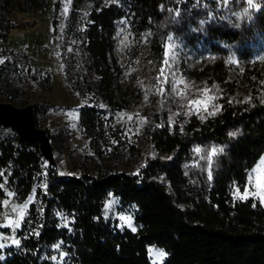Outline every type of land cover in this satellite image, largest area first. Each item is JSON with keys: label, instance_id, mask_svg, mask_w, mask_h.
I'll list each match as a JSON object with an SVG mask.
<instances>
[{"label": "trees", "instance_id": "trees-1", "mask_svg": "<svg viewBox=\"0 0 264 264\" xmlns=\"http://www.w3.org/2000/svg\"><path fill=\"white\" fill-rule=\"evenodd\" d=\"M48 1L28 0L30 9L22 12L44 9ZM87 1L96 3L84 44L94 97L113 110L143 99L135 78L125 89L120 85L114 37L125 20L138 44L148 33L153 84L161 79L170 36L184 40L193 53L210 51L200 67L182 62L180 69L209 87L217 105L211 109L218 113L200 118L174 106L155 113L145 131L147 145L126 146L120 156L108 148L100 111L83 108L80 123L97 164L80 176L42 169L37 143L0 137V172L12 167L8 185L21 201L42 175L47 178L43 205L30 206L18 232L21 245L0 251V264H51L50 249L59 243L66 264H151L150 247L165 252L163 264H264V206L234 198L264 155V60L253 59L264 35V0L259 9L245 0H118L108 6ZM213 148L223 152L212 155L209 169ZM122 157L130 168L118 166ZM110 196L136 206L138 231L104 218Z\"/></svg>", "mask_w": 264, "mask_h": 264}, {"label": "rangeland", "instance_id": "rangeland-1", "mask_svg": "<svg viewBox=\"0 0 264 264\" xmlns=\"http://www.w3.org/2000/svg\"><path fill=\"white\" fill-rule=\"evenodd\" d=\"M245 1L249 5L248 0ZM259 1L252 0L249 6L259 9ZM117 2L118 0H101L100 6ZM95 6V2L87 0L82 3L78 0H49L44 9L27 13L22 10L30 9L28 0H0V101L11 102L17 107L35 106L37 126L47 131L56 167L64 175L80 176L86 168L93 170L97 164L92 155L90 140L80 123L83 108L93 106L100 111L108 148L117 149L120 156L126 154V146L147 145L145 131L151 125V118L155 113L168 110L171 106L182 109L183 114L200 118L218 113L211 109L217 105L209 87L202 82L187 79L180 69L182 62H191V67H200L211 58L210 51L194 49L193 53V49H189L184 40H175L170 36L172 39H167L165 46L161 79L153 84L146 57L149 49L148 33L142 35L138 44L125 20L117 23L114 37V54L123 69L120 85L125 89L131 79L135 78L141 86L143 99L129 109L113 110L94 97L88 91L94 74L89 70L90 63L84 44L89 16ZM253 54L254 60H264V35L260 37ZM173 87L175 91L172 90ZM209 97L213 99L209 100ZM194 99L201 100V105L190 106L189 102ZM205 106L207 111L204 110ZM129 116L132 117L131 120L128 119ZM73 124L76 125L75 128L72 127ZM13 136L17 135L10 129L0 130L1 139ZM43 161L41 168L45 169L49 165L44 159ZM127 162L128 158L122 157L118 166L130 168L131 164ZM0 173V237L7 238L0 240L6 244L5 248L0 249L3 252L21 245L18 232L30 206L35 203L38 207L43 205L42 194L46 191L44 186L47 178L42 175L38 180L34 186V197L32 193L27 200L21 201L8 185L12 167ZM245 186L249 192L248 197L238 199L234 195V198H252L264 206V165L257 170L252 183L247 181ZM245 186L239 188L241 194L244 193ZM253 192L256 194L252 195ZM25 203H29V207L24 220L13 232V226L8 222L17 220L18 216L10 210L13 206ZM110 203L112 207L108 208ZM137 211L135 205H124L118 198L110 196L104 204L103 216L118 228H135L132 231L136 232ZM120 216L130 217L132 227H128L127 221L120 220ZM63 221L65 225L69 222L67 218L61 220ZM13 238L20 240L18 247L11 244ZM148 250L151 264L164 263L166 254L163 257L154 254V250L165 253L162 249L150 247ZM50 252L51 264H56L53 256L59 260L60 254L65 253L62 245L59 249L54 245ZM66 259L67 255L64 264Z\"/></svg>", "mask_w": 264, "mask_h": 264}, {"label": "water", "instance_id": "water-1", "mask_svg": "<svg viewBox=\"0 0 264 264\" xmlns=\"http://www.w3.org/2000/svg\"><path fill=\"white\" fill-rule=\"evenodd\" d=\"M0 125L16 133L21 141L37 143L43 159L50 167H56L50 137L37 126L34 105L17 107L0 101Z\"/></svg>", "mask_w": 264, "mask_h": 264}, {"label": "snow or ice", "instance_id": "snow-or-ice-1", "mask_svg": "<svg viewBox=\"0 0 264 264\" xmlns=\"http://www.w3.org/2000/svg\"><path fill=\"white\" fill-rule=\"evenodd\" d=\"M248 3H249V5H251V4H252V0H248ZM200 23L203 24L204 21L202 20V21H200ZM168 39H172V38L169 37ZM172 90L175 91V88L173 87ZM211 99H213V98H212V97H209V100H211ZM201 103H202L201 100L194 99V100H191V101L189 102V105H190V106H199V105H201ZM204 110L207 111V107H206V106H205V109H204ZM217 110H218V109H217ZM212 114H215V113H212ZM201 118H203V117H201ZM128 119L131 120L132 117L129 116ZM72 127L75 128L76 125L73 124ZM229 135H230V136H235V135H237V133L233 132V133H229ZM196 151L199 152L200 149H196ZM218 152H223V149H222V148H221V149L213 148V149L211 150V155L207 158L208 161H209V169H211V166H212V155H215V154H217ZM262 165H264V157H261V159H260V161L257 163V165L254 166V167L252 168V170L248 172L247 181H248L249 184L252 183V180H253L254 175L256 174L257 170H258ZM0 175H2V173H0ZM208 178H209V179L212 178V177H211V171H209V176H208ZM0 187H2V185H0ZM44 187L46 188V185H45ZM254 187H255V185H254ZM255 194H256L255 192L252 193V195H255ZM8 195L10 196L11 193H8ZM234 195H235L238 199H246V198L248 197V195H249V192H248L247 186H245V191H244L243 194L240 193V189H239V188H236ZM34 196H35V189L33 190V197H34ZM30 202H31V199H30L29 203H30ZM4 203L6 204L7 201H5ZM29 203H25V204L22 205V206H13V207L11 208V210H10L11 213L16 214V215L18 216V219H17V220H15V221H9V222H8L10 225L13 226V227H12L13 232H15V230L18 229V228L20 227L21 221L24 220V217H25V215H26V211H27V209H28V207H29ZM253 206H255V205H253ZM111 207H112V204L110 203V204L108 205V208H111ZM119 219H120V220H123V221H127V222H128V227H130V228L132 227V224H131V222H130V220H131L130 217L120 216ZM65 226H67V225H65ZM132 230L135 231V228H133ZM35 235L38 236V235H39V232H36ZM5 239H7V238H5V237H0V240H5ZM61 243H62V242H61ZM11 244H12V245H16V246L18 247V246L20 245V240H19V239H15V238H13V239L11 240ZM60 246H61V244H57V245H55V247H56L57 249H59ZM5 247H6V244L3 243V242H0V249H3V248H5ZM154 254H155L156 256H159V257H163V256L165 255V253H163L162 251H155V250H154ZM66 255H67L66 253H61V254H60V259H59V260H57V258H56L55 256H53L52 259H53L54 261H56V264H64V258H65ZM0 259H3V257L0 256Z\"/></svg>", "mask_w": 264, "mask_h": 264}]
</instances>
